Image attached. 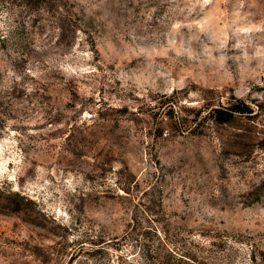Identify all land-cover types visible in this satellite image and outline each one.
Masks as SVG:
<instances>
[{"label": "rangeland", "instance_id": "1", "mask_svg": "<svg viewBox=\"0 0 264 264\" xmlns=\"http://www.w3.org/2000/svg\"><path fill=\"white\" fill-rule=\"evenodd\" d=\"M0 264H264V0H0Z\"/></svg>", "mask_w": 264, "mask_h": 264}]
</instances>
